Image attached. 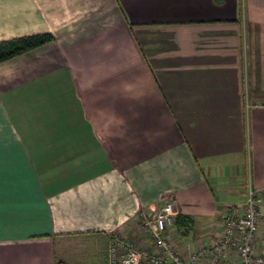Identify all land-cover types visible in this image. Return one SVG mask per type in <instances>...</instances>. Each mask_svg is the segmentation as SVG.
Instances as JSON below:
<instances>
[{"label":"crops","instance_id":"obj_1","mask_svg":"<svg viewBox=\"0 0 264 264\" xmlns=\"http://www.w3.org/2000/svg\"><path fill=\"white\" fill-rule=\"evenodd\" d=\"M43 32L0 63V264H107L168 198L197 246L264 196V0H0V40Z\"/></svg>","mask_w":264,"mask_h":264},{"label":"built area","instance_id":"obj_2","mask_svg":"<svg viewBox=\"0 0 264 264\" xmlns=\"http://www.w3.org/2000/svg\"><path fill=\"white\" fill-rule=\"evenodd\" d=\"M177 213L173 198L138 210L145 241L110 231L107 264H264V196L251 187L242 201L225 205L218 230L206 243L182 241Z\"/></svg>","mask_w":264,"mask_h":264},{"label":"trees","instance_id":"obj_3","mask_svg":"<svg viewBox=\"0 0 264 264\" xmlns=\"http://www.w3.org/2000/svg\"><path fill=\"white\" fill-rule=\"evenodd\" d=\"M54 39L49 32L29 34L10 39L0 40V63L16 55L38 48ZM192 218L180 213L175 217V225L181 237L188 235Z\"/></svg>","mask_w":264,"mask_h":264},{"label":"rangeland","instance_id":"obj_4","mask_svg":"<svg viewBox=\"0 0 264 264\" xmlns=\"http://www.w3.org/2000/svg\"><path fill=\"white\" fill-rule=\"evenodd\" d=\"M26 81H27V84L26 85H33V83L35 81V78L30 77ZM34 93L37 94V95H39L37 91H35ZM226 200L229 203H235V202H238L239 201L238 199H231V198L230 199H226ZM217 226H218V224L216 225V228H217ZM201 233H202V231L195 232L194 230H190V234L188 235L189 236L188 239L191 240V242L195 245V243L193 242V240L199 239L200 238L199 236H200ZM192 237H194V238L192 239ZM204 242L206 243L207 242V239L204 240ZM88 246H90V245H88ZM82 250L84 252V255L88 256L87 254H90L89 250H92V249H89L88 247H83Z\"/></svg>","mask_w":264,"mask_h":264}]
</instances>
